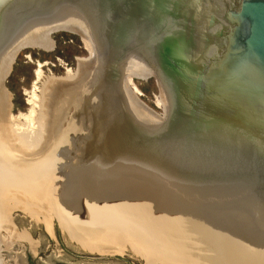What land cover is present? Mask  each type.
Segmentation results:
<instances>
[{"label":"water","instance_id":"95a60500","mask_svg":"<svg viewBox=\"0 0 264 264\" xmlns=\"http://www.w3.org/2000/svg\"><path fill=\"white\" fill-rule=\"evenodd\" d=\"M57 30L90 54L45 85L27 151L3 81ZM129 75L155 77L164 117ZM13 191L41 207L52 193L105 254L129 239L150 264H264V0H0V233Z\"/></svg>","mask_w":264,"mask_h":264},{"label":"rangeland","instance_id":"374dc122","mask_svg":"<svg viewBox=\"0 0 264 264\" xmlns=\"http://www.w3.org/2000/svg\"><path fill=\"white\" fill-rule=\"evenodd\" d=\"M49 36L54 42L53 49L47 51L21 48L11 63L10 72L4 78L3 85L11 95V128L23 127L21 116L30 113V106L25 102L28 100L26 93L32 89L39 62H46L42 67L43 81H49L52 78L66 77L68 67L77 76V59L87 60L84 58L89 55L88 51L78 34L57 30ZM134 84L140 90L139 93H142L137 94L139 90L134 92V87L129 85L138 100L158 116L163 117L165 110L157 108L154 104L158 98L163 100L155 79L134 78ZM11 87L14 93L10 90ZM14 97L18 103L17 108L13 104ZM11 134L14 137L13 132ZM21 138L23 136L16 137V139ZM48 194L46 207H41L31 203L22 193L17 191L8 193L4 201L7 224L5 223L6 226L0 233L2 264H150L129 240H124L120 244L119 253L97 254L98 252L88 248V244L82 241L71 227L65 230L62 224L64 219L62 220L59 214L56 202H50L53 196Z\"/></svg>","mask_w":264,"mask_h":264},{"label":"bare ground","instance_id":"6f19581e","mask_svg":"<svg viewBox=\"0 0 264 264\" xmlns=\"http://www.w3.org/2000/svg\"><path fill=\"white\" fill-rule=\"evenodd\" d=\"M81 41H83V43L85 45V49L90 54V50H89V47H88L86 41L83 38H82ZM26 47L33 48V49H43V48L38 47V46H26ZM45 64H46V62H43V63L39 62L38 63L37 68L35 70V75H34L35 79H34L33 84H32V89H30V91H28L26 93V96L28 97V100H29V101L27 100V105L30 106V113L28 115H22L21 116V120L23 121V127H21V126H17V127H13V128L10 127V133L13 132L14 137H15V139H14V137L12 136L13 139L18 144V146H20L22 149L25 148V150L26 149L27 150H35L38 147V145L40 143V140H41V136H42V128H43V93H44V87H45V85L47 84V81H48V80L43 81V74L44 73L42 74V67ZM69 69H70V67H68V70H67V72L65 74L66 77H64L63 79H59V80H73V79H75L77 77ZM130 76L131 75H129V78L126 81L128 83V86L130 85L131 87H134L131 84V83H134V82H131ZM135 78H138V77H135ZM140 79H142V78H140ZM39 84L42 86L41 89L39 87ZM134 90H135L134 92H137V90H139L137 85H136V87H134ZM131 91H132V89H131ZM139 92L140 91H138L137 94L141 95L142 93H139ZM154 104H155V106L157 108H159V109H161L163 111L165 110V105H164V102H163V100L161 98H158L156 100V102H154ZM164 114H165V112L163 113V117L165 116ZM10 121H11V114H10L9 126H10ZM17 135L19 137L23 136V138L16 139ZM18 193H20V192H18ZM50 194H52V193H50ZM7 195H6L5 199L3 200V205H4V201L7 198ZM47 195H49V194H47ZM54 201H55V198H54ZM4 212H5V206H4ZM59 214H60V212H59ZM5 215H6V213H5ZM62 220H63V217H62ZM65 222H66L65 220L62 221V224H63V227L65 228V230L67 231V227L69 228L70 226L67 224V222L66 223ZM6 224H7V218H6ZM5 226L6 225H4L2 230H4ZM124 240H129V239H123L121 241V243ZM88 246H89L88 248H91L95 252L103 254V252L99 251L100 249L95 248V247H93V246H91L89 244H88ZM120 251H119V249L114 250V251H110L111 252L110 254H112L113 252L114 253H119Z\"/></svg>","mask_w":264,"mask_h":264},{"label":"trees","instance_id":"16d2710c","mask_svg":"<svg viewBox=\"0 0 264 264\" xmlns=\"http://www.w3.org/2000/svg\"><path fill=\"white\" fill-rule=\"evenodd\" d=\"M10 90L14 93V90L12 89V87L10 88ZM13 104L14 106L17 108L18 107V103H17V100H16V97L13 98ZM23 107H20V109H22ZM25 112V111H23Z\"/></svg>","mask_w":264,"mask_h":264},{"label":"flooded vegetation","instance_id":"af4514ba","mask_svg":"<svg viewBox=\"0 0 264 264\" xmlns=\"http://www.w3.org/2000/svg\"><path fill=\"white\" fill-rule=\"evenodd\" d=\"M153 77V76H152ZM154 79H155V77H153ZM155 81H156V79H155ZM156 85H157V81H156Z\"/></svg>","mask_w":264,"mask_h":264}]
</instances>
